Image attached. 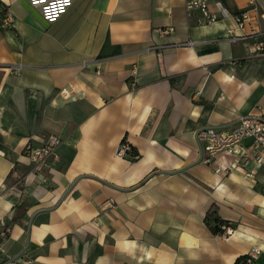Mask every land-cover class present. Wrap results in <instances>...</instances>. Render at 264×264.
<instances>
[{
	"label": "crops",
	"instance_id": "crops-1",
	"mask_svg": "<svg viewBox=\"0 0 264 264\" xmlns=\"http://www.w3.org/2000/svg\"><path fill=\"white\" fill-rule=\"evenodd\" d=\"M216 1L205 25L185 0H73L53 22L0 0V260L235 264L255 248L264 264V159L221 156L216 174L196 141L264 113V56L228 39L243 10L235 34L264 32V0ZM50 136L61 144L37 166L24 150ZM212 206L227 240L204 223Z\"/></svg>",
	"mask_w": 264,
	"mask_h": 264
},
{
	"label": "built area",
	"instance_id": "built-area-1",
	"mask_svg": "<svg viewBox=\"0 0 264 264\" xmlns=\"http://www.w3.org/2000/svg\"><path fill=\"white\" fill-rule=\"evenodd\" d=\"M30 6L39 10L44 20L53 22L61 14H63L71 5L73 0H26ZM210 0H185V9L187 17H196L199 24H212L223 15L225 10L219 2L215 0V12L210 10ZM262 0H250V6L253 10L262 6ZM248 10H243L234 16L235 28L229 30V40L237 42L239 40H252V52L257 56H264V32L251 34L250 36L237 35L235 31H242L248 21ZM197 14V16H195ZM7 24L12 22L9 14L6 15ZM173 28L169 27L161 30L162 34H170ZM135 69L131 75L134 76ZM198 146L202 150L201 162L207 166H212L216 174H225L228 168L217 164V160L221 156H233L235 159L236 169H246L252 162L255 168L262 165L264 159V113L259 115H250L239 119L234 125L225 128L210 127L200 130L196 135ZM249 144L246 145L245 142ZM61 144L58 137L50 136L45 139L40 147L26 146L24 154L37 166L48 165L49 160L53 156L56 148ZM117 158L130 157V147L123 141L115 150ZM253 170L246 175L252 177ZM223 231L222 238L227 240L232 233L229 225H221ZM261 255L259 249H252L245 256L243 264H257V260ZM0 264H12L9 259L0 260Z\"/></svg>",
	"mask_w": 264,
	"mask_h": 264
},
{
	"label": "trees",
	"instance_id": "trees-1",
	"mask_svg": "<svg viewBox=\"0 0 264 264\" xmlns=\"http://www.w3.org/2000/svg\"><path fill=\"white\" fill-rule=\"evenodd\" d=\"M131 155H132L133 158L135 157L134 154H131ZM21 208H22V206L19 207V208L17 207L16 209H17V211H19ZM15 221H16L15 217L12 218L11 222L9 223V225L14 223ZM204 223L208 227V229L211 231V233L214 234V235H222L223 234V231L220 228L221 225H229V226H231L228 222L222 221L217 216V214H215L214 206L210 207L207 210V212L205 214V218H204ZM244 259H245V256L240 258V259H238L235 264H243L244 263Z\"/></svg>",
	"mask_w": 264,
	"mask_h": 264
},
{
	"label": "water",
	"instance_id": "water-1",
	"mask_svg": "<svg viewBox=\"0 0 264 264\" xmlns=\"http://www.w3.org/2000/svg\"><path fill=\"white\" fill-rule=\"evenodd\" d=\"M199 149H200V159H199V162H201L202 150H201L200 146H199Z\"/></svg>",
	"mask_w": 264,
	"mask_h": 264
}]
</instances>
